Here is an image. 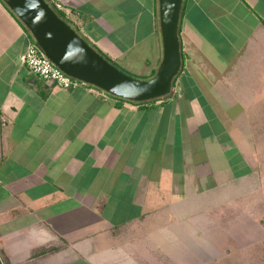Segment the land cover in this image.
Segmentation results:
<instances>
[{
    "label": "crops",
    "instance_id": "0c3cea01",
    "mask_svg": "<svg viewBox=\"0 0 264 264\" xmlns=\"http://www.w3.org/2000/svg\"><path fill=\"white\" fill-rule=\"evenodd\" d=\"M52 1L125 70L158 67V0ZM28 33L0 0L1 264H165L183 232L218 259L192 264H264L251 223H179L259 180L245 142L264 112V0H184L185 60L152 105L47 83L21 60Z\"/></svg>",
    "mask_w": 264,
    "mask_h": 264
},
{
    "label": "water",
    "instance_id": "95a60500",
    "mask_svg": "<svg viewBox=\"0 0 264 264\" xmlns=\"http://www.w3.org/2000/svg\"><path fill=\"white\" fill-rule=\"evenodd\" d=\"M46 55L66 73L134 101L169 94L183 66L180 20L184 0H158L162 57L156 72L141 78L97 50L48 0H4ZM1 264V262H0Z\"/></svg>",
    "mask_w": 264,
    "mask_h": 264
},
{
    "label": "rangeland",
    "instance_id": "374dc122",
    "mask_svg": "<svg viewBox=\"0 0 264 264\" xmlns=\"http://www.w3.org/2000/svg\"><path fill=\"white\" fill-rule=\"evenodd\" d=\"M157 69V68H156ZM155 69V70H156ZM156 71H154L155 73ZM153 73V74H154ZM152 74V75H153ZM151 75V76H152ZM150 77V76H149ZM141 78H148L141 76ZM174 92V89H173ZM256 102V101H253ZM253 123H254V129L252 130V137L250 138L249 142H245V148L247 151V154L250 156L258 157L254 161L253 164H256V172H254L255 177H259V180H250V183L248 185L249 189L247 190V186L238 184L236 187L233 188L234 194L232 195L233 200H238V202H234L232 206V210H228V206L225 207L222 206L216 207L218 210L213 211L208 204L210 200H212V197H201L202 201L200 204V207H202L201 210L198 211V205L195 204L196 211L190 212L186 209L183 213H179L180 217L183 218L180 219L179 223H251L250 232H252L253 235H257L259 232L260 234L264 232L263 229L257 228L256 223H260L263 227L264 225V112H258L255 110V113L253 114ZM253 145V146H252ZM260 173V174H259ZM260 188L258 192L255 191V189ZM229 189V188H225ZM230 190V189H229ZM228 190V192H229ZM254 190L252 195H248L246 197V192L250 193ZM241 191V194L240 192ZM237 192V194H235ZM240 194V195H239ZM245 194V195H244ZM245 196V198L243 197ZM214 199H217L216 197H213ZM249 202V205L246 204ZM207 203V205H206ZM204 206L206 209H203ZM215 207V206H214ZM224 209H227L224 211ZM222 210V212H221ZM194 214V215H190ZM243 227V226H242ZM242 227H232L230 229L234 234L240 233L242 231ZM244 233L247 232V228L243 229ZM191 233V232H189ZM187 233H179V235L184 236L185 243L181 244V248H177V245H173V251L170 252L168 259L164 261L165 264H192L193 261V254L200 252L199 256L201 255L203 258H205L206 261L212 260V262L215 263L218 262V259L210 254V251L206 248V243L201 244L200 251H198V246L193 243V241L188 239ZM241 238V237H240ZM179 247V246H178ZM185 247V248H184ZM218 247V246H217ZM155 252L159 253L158 250H154ZM219 258V257H218ZM201 259V257H200ZM214 259V260H213ZM201 261H203L201 259ZM222 262V261H221Z\"/></svg>",
    "mask_w": 264,
    "mask_h": 264
},
{
    "label": "built area",
    "instance_id": "2783aa9c",
    "mask_svg": "<svg viewBox=\"0 0 264 264\" xmlns=\"http://www.w3.org/2000/svg\"><path fill=\"white\" fill-rule=\"evenodd\" d=\"M55 5L57 8L63 9V5L60 2H55ZM21 60L32 73L57 87L68 89L87 83L66 73L55 64L46 55L30 31L28 33V45L26 50L21 54ZM90 89L99 94H105L106 92L104 89L93 84L90 86Z\"/></svg>",
    "mask_w": 264,
    "mask_h": 264
},
{
    "label": "trees",
    "instance_id": "16d2710c",
    "mask_svg": "<svg viewBox=\"0 0 264 264\" xmlns=\"http://www.w3.org/2000/svg\"><path fill=\"white\" fill-rule=\"evenodd\" d=\"M50 3H51V5L56 9V11L63 17V18H65L68 22H70L76 29H77V26L67 17V15H66V13H65V11L64 10H62V9H59V8H57V6L55 5V2L54 1H52V0H48ZM78 30V29H77ZM79 31V30H78ZM80 32V31H79ZM81 33V32H80ZM82 34V33H81ZM83 35V34H82ZM85 36V35H84ZM87 38V37H86ZM88 39V38H87ZM89 40V39H88ZM90 41V40H89ZM90 43L97 49V50H99L101 53H103L109 60H111L112 62H114L116 65H118L120 68H122L115 60H113L107 53H105L104 51H102L95 43H93L92 41H90ZM182 57H183V62H184V60H185V54H184V52L182 51ZM122 69H124V68H122ZM125 70V69H124ZM125 71H127V70H125ZM156 71V70H155ZM127 72H129V71H127ZM129 73H131V72H129ZM131 74H133V73H131ZM133 75H135V74H133ZM136 76H138V75H136ZM139 77H141V76H139ZM87 84H89V83H87ZM169 94H167V95H164V96H161V97H158V98H155V99H150V100H144V101H134V100H131V101H134V102H136V103H138L139 105H152V104H154L155 103V101L156 100H158V99H165L167 96H168ZM115 97H117L118 99H121V100H125V99H127V98H124V97H121V96H117V95H114ZM130 100V99H129Z\"/></svg>",
    "mask_w": 264,
    "mask_h": 264
}]
</instances>
